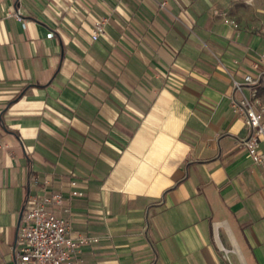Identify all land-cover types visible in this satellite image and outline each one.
Masks as SVG:
<instances>
[{
    "label": "crops",
    "instance_id": "0c3cea01",
    "mask_svg": "<svg viewBox=\"0 0 264 264\" xmlns=\"http://www.w3.org/2000/svg\"><path fill=\"white\" fill-rule=\"evenodd\" d=\"M263 51L264 0H0V264L54 193L98 240L75 264H264V167L232 106Z\"/></svg>",
    "mask_w": 264,
    "mask_h": 264
},
{
    "label": "built area",
    "instance_id": "2783aa9c",
    "mask_svg": "<svg viewBox=\"0 0 264 264\" xmlns=\"http://www.w3.org/2000/svg\"><path fill=\"white\" fill-rule=\"evenodd\" d=\"M17 20H21L19 13H13ZM225 22L236 27L235 22L227 17L226 13H219ZM105 20H97L91 35L93 41L105 34ZM52 33L47 34L51 38ZM256 75L247 73L241 83L232 80V86L240 92L241 87L247 86L250 99L241 97L233 100L235 111L244 118L250 134L241 141L250 161L257 166L264 167V152L260 144H264V105L257 94V85L264 75V51L259 54L257 61L252 65ZM71 185H75L74 182ZM78 192L71 196H80ZM63 197L54 193L50 198L41 201H31L25 208L17 232V245L14 264H75L74 258L81 248L97 243L96 238L79 236L73 238L69 234L66 220L56 217L46 205H61Z\"/></svg>",
    "mask_w": 264,
    "mask_h": 264
},
{
    "label": "trees",
    "instance_id": "16d2710c",
    "mask_svg": "<svg viewBox=\"0 0 264 264\" xmlns=\"http://www.w3.org/2000/svg\"><path fill=\"white\" fill-rule=\"evenodd\" d=\"M261 83H262V81L259 84H261Z\"/></svg>",
    "mask_w": 264,
    "mask_h": 264
}]
</instances>
